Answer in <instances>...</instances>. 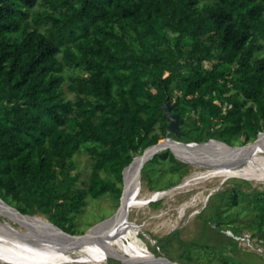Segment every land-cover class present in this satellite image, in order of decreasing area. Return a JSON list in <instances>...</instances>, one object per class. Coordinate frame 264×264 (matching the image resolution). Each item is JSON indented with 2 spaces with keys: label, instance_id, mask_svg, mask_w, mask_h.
I'll return each mask as SVG.
<instances>
[{
  "label": "trees",
  "instance_id": "16d2710c",
  "mask_svg": "<svg viewBox=\"0 0 264 264\" xmlns=\"http://www.w3.org/2000/svg\"><path fill=\"white\" fill-rule=\"evenodd\" d=\"M38 1L0 0V109L7 114L0 120V189L6 193H25L31 205L45 204L43 197L60 194L50 185V154L66 158L83 141L93 140L108 148L99 152L89 190L95 196L108 190L121 194L98 170L110 166L123 180L134 155L159 141L149 134L157 121L167 119L161 106L177 79L174 110L182 119L188 107L201 108L210 135L227 141L236 136L244 144L264 129V56L255 57L262 48L258 40L264 39V0H205L198 11L202 0H47L51 10L37 17L44 28L28 19V7ZM159 24L177 34L170 54H121L104 38L122 39L116 29L130 28L140 40L148 33L162 43L172 41ZM206 35H216L217 52ZM71 43L90 71L71 84L84 94L77 102L60 90L64 64L59 54ZM183 44L189 46L186 51ZM207 60H216L210 69L204 67ZM143 78L155 90L134 87ZM73 113L79 128L66 132ZM167 155L175 157L168 149L152 160ZM87 193L82 188L78 194Z\"/></svg>",
  "mask_w": 264,
  "mask_h": 264
},
{
  "label": "rangeland",
  "instance_id": "374dc122",
  "mask_svg": "<svg viewBox=\"0 0 264 264\" xmlns=\"http://www.w3.org/2000/svg\"><path fill=\"white\" fill-rule=\"evenodd\" d=\"M207 3L208 1L202 0L196 6V11L201 10ZM47 10H51L49 1L39 0L35 5L28 7L29 21L33 25L44 28L46 24L38 22L37 17ZM181 11L182 9L179 7L174 9L176 14H180ZM157 28L161 33L172 38V41L162 43L156 36L148 33H144L140 40L130 28L124 31L116 29L123 35L122 39L104 38L116 52L121 54L136 52L147 56L156 52L170 54L174 49L177 34L161 24L157 25ZM204 40L211 46L213 52H217L216 35H206ZM258 42L262 43V48L255 52V57L264 56V39L260 38ZM188 47L187 44L182 45L184 51ZM59 57L64 64L60 72L64 77L60 90L66 99H71L74 102L81 101L84 94L73 90L71 84L87 78L90 71L86 69L84 58L79 52L77 44L71 43L64 46ZM215 62L216 60H207L204 67L210 69ZM180 69H183V66L179 64L178 70ZM238 74L236 68L232 76L236 77ZM179 81L177 79L171 83L169 97L174 101H177ZM134 87L139 91L155 90L146 78L136 81ZM3 104H5L4 101L1 105ZM203 113L206 112H202L201 108L188 107L185 110L181 124L185 134L181 137L167 132L168 119L159 120L154 124L149 139L159 136V140H161L170 136L185 142H201L217 138L232 145L244 144L236 136L227 141L223 137L210 135L205 130ZM76 117V113L69 117L64 128L66 132L78 130ZM6 119V112L4 109H0V120ZM46 145L49 146V142ZM107 148L108 146L101 142L90 140L83 141L77 151L66 158L52 152L50 154V185L56 186L60 194L50 200L47 196L43 197L42 201H45V204L36 202L31 205L26 201L25 193H20L19 197H15L12 193H6L5 189H0V196L20 211L24 209V212H19L21 214H38L62 230L67 228L71 233H84L111 217L120 205L121 194L117 195L112 190H108L95 196L89 190L99 152ZM143 151L137 152L134 156ZM199 169L202 170L205 167L186 163L176 156L167 155L161 156L159 160H150L142 169L137 193L146 196L152 191L169 188ZM98 173L103 180L113 182L123 190V180L119 179L110 166L100 168ZM205 182L206 180H203L195 185V189H182L172 195L169 194L170 196L166 195L162 200L131 208L128 214V223L139 226L138 239L155 255L166 256L183 264H264V180L232 176L214 177ZM38 188L41 190V184H38ZM82 188L88 189V193L80 198L78 193ZM213 190L215 191L212 193ZM61 192H67L68 195L63 196ZM233 192L236 193V199L231 197ZM194 195L196 201L185 208L184 204L188 203ZM0 219L10 224L12 228L28 233V228L21 222L1 213ZM222 222H225L228 228L235 233L252 235L258 244L257 250L246 249L233 237L220 232L218 223ZM138 247L143 251L140 245ZM113 251L125 257L137 258L124 255L118 250L109 249L104 259L94 258L92 260L97 261L96 264H145L142 262L126 263L118 257L109 256ZM141 257L146 256L142 255ZM92 260L80 259L59 264H92ZM0 264L14 263L3 262L0 259Z\"/></svg>",
  "mask_w": 264,
  "mask_h": 264
},
{
  "label": "water",
  "instance_id": "95a60500",
  "mask_svg": "<svg viewBox=\"0 0 264 264\" xmlns=\"http://www.w3.org/2000/svg\"><path fill=\"white\" fill-rule=\"evenodd\" d=\"M178 105V100L171 102L169 97H167V101L161 106V110L169 120L167 132L179 137L184 134V131L181 128L183 122L181 114L174 110ZM214 142L220 144V147H214L212 145ZM259 143H264V131H260L254 141L242 145H232L217 138H210L201 142H185L168 136L147 146L141 154L134 156L133 160L123 170V190L117 211L111 217L96 224L84 233H71L60 228L50 227L47 229L38 228L36 231L29 230V233L23 234L15 231L10 224L1 219L0 228L16 242L41 250L60 249L84 244L97 238L101 239L102 234H105L107 230L109 231V235L116 232V229L127 218L130 192L135 183L140 180V175L145 164L158 153L169 149L178 159L200 167L239 168L253 154L254 145ZM1 202L8 205L11 209L21 212L7 202L3 200ZM25 215L29 218L32 217L31 214ZM101 225H104V227L101 228ZM104 229L105 231H103ZM109 256L118 257L126 263L183 264L166 256L157 255L144 258H131L113 251Z\"/></svg>",
  "mask_w": 264,
  "mask_h": 264
},
{
  "label": "bare ground",
  "instance_id": "6f19581e",
  "mask_svg": "<svg viewBox=\"0 0 264 264\" xmlns=\"http://www.w3.org/2000/svg\"><path fill=\"white\" fill-rule=\"evenodd\" d=\"M212 145L216 148L220 147V144L217 142H214ZM232 176L264 180V143L255 144L253 154L245 162V164L239 168L205 167V169H199L198 171L189 174L181 182L179 181V183L169 188L155 190L151 193L148 192L149 194L146 196L142 193H137V181L130 192L127 218L124 219L121 225L116 229V232L109 235V231L107 230L105 234H102L101 239L97 238L84 244L60 249L41 250L16 242L0 228V259L3 262H10L14 264H59L80 259H104L107 255V250L109 249L118 250L122 252V254L124 253V255L127 254L137 258H142V255H145L146 257L153 256L155 254L152 253L151 250L138 239L139 226L137 224L128 223L129 210L133 207L145 206L151 202L162 200L166 195H172L182 189H195V185L199 184L203 180H206L207 182V179L214 177L226 178ZM214 191L215 190L211 192L213 193ZM195 197L196 196L194 195L188 203L184 204L185 208L196 201ZM1 200L5 201L0 196V213L4 216L13 218V220L15 219L21 222L28 228V231H36L38 228H58L47 218L41 215L31 214L32 217L29 218L25 214H21L14 209H11L8 205L3 204ZM102 227H104V225H101V228ZM15 231L26 234L24 230L21 231L19 229H15ZM103 231H105V229ZM139 245L143 248V251L139 249ZM96 263L98 262L92 260V264Z\"/></svg>",
  "mask_w": 264,
  "mask_h": 264
},
{
  "label": "built area",
  "instance_id": "2783aa9c",
  "mask_svg": "<svg viewBox=\"0 0 264 264\" xmlns=\"http://www.w3.org/2000/svg\"><path fill=\"white\" fill-rule=\"evenodd\" d=\"M224 232L226 235L233 237L235 241H237L240 245L244 246L246 249L257 250L258 244L252 237V235L235 233L229 228H227ZM259 250L261 249L259 248Z\"/></svg>",
  "mask_w": 264,
  "mask_h": 264
},
{
  "label": "flooded vegetation",
  "instance_id": "af4514ba",
  "mask_svg": "<svg viewBox=\"0 0 264 264\" xmlns=\"http://www.w3.org/2000/svg\"><path fill=\"white\" fill-rule=\"evenodd\" d=\"M218 225H220L219 226V228H220V232H222L223 234H225V230L228 228V225L225 223V222H222V223H218ZM230 229V228H229ZM226 235V234H225ZM226 236H228V235H226Z\"/></svg>",
  "mask_w": 264,
  "mask_h": 264
}]
</instances>
